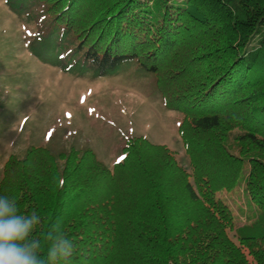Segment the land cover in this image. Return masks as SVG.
Instances as JSON below:
<instances>
[{"label":"trees","instance_id":"obj_1","mask_svg":"<svg viewBox=\"0 0 264 264\" xmlns=\"http://www.w3.org/2000/svg\"><path fill=\"white\" fill-rule=\"evenodd\" d=\"M23 1L45 15L33 48L43 61L151 74L182 117L189 160L187 170L142 137L113 168L90 149L31 146L6 162L0 195L41 215L34 234L59 223L74 242L69 264H264V0ZM243 175L257 217L234 240L216 193Z\"/></svg>","mask_w":264,"mask_h":264},{"label":"rangeland","instance_id":"obj_2","mask_svg":"<svg viewBox=\"0 0 264 264\" xmlns=\"http://www.w3.org/2000/svg\"><path fill=\"white\" fill-rule=\"evenodd\" d=\"M45 24L36 2L0 0V179L11 156L24 158L29 147L54 155L90 149L107 166L119 162L130 138L169 148L179 166L189 160L179 134L181 115L170 111L155 78L135 62L108 74L64 57L61 62L34 52L35 35ZM234 135V133H233ZM233 153V136L226 142ZM245 175L216 197L232 213L230 236L257 217L245 192Z\"/></svg>","mask_w":264,"mask_h":264},{"label":"clouds","instance_id":"obj_3","mask_svg":"<svg viewBox=\"0 0 264 264\" xmlns=\"http://www.w3.org/2000/svg\"><path fill=\"white\" fill-rule=\"evenodd\" d=\"M41 223L35 210L22 213L14 198L0 195V264H69L74 242L59 223L42 241L34 234Z\"/></svg>","mask_w":264,"mask_h":264}]
</instances>
